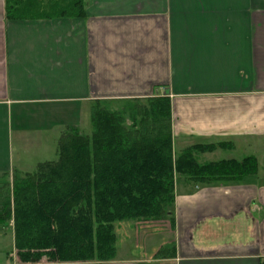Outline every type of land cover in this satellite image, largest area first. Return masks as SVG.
Instances as JSON below:
<instances>
[{
    "label": "crops",
    "instance_id": "1",
    "mask_svg": "<svg viewBox=\"0 0 264 264\" xmlns=\"http://www.w3.org/2000/svg\"><path fill=\"white\" fill-rule=\"evenodd\" d=\"M154 97L174 156L211 146L199 165L253 157L254 172L175 174L170 214L118 225L112 260L46 264H264V0H84L82 17L28 20L0 0V185L56 161L68 128L89 136L94 102Z\"/></svg>",
    "mask_w": 264,
    "mask_h": 264
},
{
    "label": "trees",
    "instance_id": "2",
    "mask_svg": "<svg viewBox=\"0 0 264 264\" xmlns=\"http://www.w3.org/2000/svg\"><path fill=\"white\" fill-rule=\"evenodd\" d=\"M4 7L14 20L84 15V0H4ZM90 121L89 136L73 127L62 133L56 161L0 185V220H12L22 263L110 261L115 225L170 214L175 174L212 183L238 180L256 168L253 157L199 165L194 153L211 146L174 156L168 97L99 100Z\"/></svg>",
    "mask_w": 264,
    "mask_h": 264
},
{
    "label": "rangeland",
    "instance_id": "3",
    "mask_svg": "<svg viewBox=\"0 0 264 264\" xmlns=\"http://www.w3.org/2000/svg\"><path fill=\"white\" fill-rule=\"evenodd\" d=\"M86 122L85 124H82V128L80 129L83 133H86L88 135L91 134V125H90V118L89 115L86 116ZM51 159H55L57 157V154L53 155ZM8 179L2 178L1 184L7 183L6 181ZM10 183V182H9ZM4 187V186H3ZM1 191L6 192L8 194L10 192V188H2ZM163 220H143V221H130L132 224H135L136 227H141L144 230H153L155 228V225L158 226L159 221ZM158 221V222H156ZM125 223L121 222L115 225V229L118 225ZM134 250V249H132ZM0 264H30V263H22L18 260L15 254L14 250V237H13V226H12V220L10 218L5 220H0ZM34 264V263H33ZM37 264H46L45 261Z\"/></svg>",
    "mask_w": 264,
    "mask_h": 264
}]
</instances>
